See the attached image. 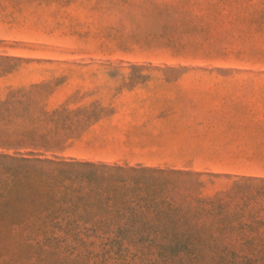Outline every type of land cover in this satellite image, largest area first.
Instances as JSON below:
<instances>
[{
    "label": "rangeland",
    "instance_id": "obj_1",
    "mask_svg": "<svg viewBox=\"0 0 264 264\" xmlns=\"http://www.w3.org/2000/svg\"><path fill=\"white\" fill-rule=\"evenodd\" d=\"M0 264H264V0H0Z\"/></svg>",
    "mask_w": 264,
    "mask_h": 264
},
{
    "label": "crops",
    "instance_id": "obj_2",
    "mask_svg": "<svg viewBox=\"0 0 264 264\" xmlns=\"http://www.w3.org/2000/svg\"><path fill=\"white\" fill-rule=\"evenodd\" d=\"M194 91L197 92L199 96L200 94H210L213 92H230L229 90H225V89H211V88H202V87L199 89H195Z\"/></svg>",
    "mask_w": 264,
    "mask_h": 264
}]
</instances>
